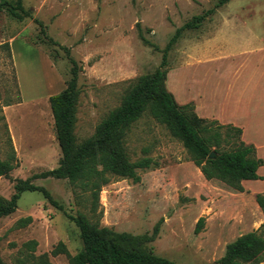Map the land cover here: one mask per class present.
Here are the masks:
<instances>
[{
	"label": "rangeland",
	"instance_id": "374dc122",
	"mask_svg": "<svg viewBox=\"0 0 264 264\" xmlns=\"http://www.w3.org/2000/svg\"><path fill=\"white\" fill-rule=\"evenodd\" d=\"M217 1L22 0L31 12L22 22L1 12L0 160L14 151L16 161L0 178V198L9 200L19 181L59 166L48 98L70 79L69 58L79 67L74 134L80 143L120 105L137 78L159 67L175 31ZM15 38L10 50L5 44ZM257 39L264 40V0H230L198 28L181 33L167 56V79L173 82L171 87L166 81L167 89L179 105L192 103L199 117L227 125L221 120H233L237 110L234 101L222 103L223 93L246 85L251 66L243 67L244 60L252 61L248 51ZM125 148L131 162L149 158L158 167L138 170V183L111 177L99 194L102 227L148 239V251L175 264H218L227 244L264 223L254 196L205 180L182 144L151 117L132 125ZM30 184L45 189L61 209L40 192L22 193L16 211L0 218L5 264H17L29 241L37 242L35 256L50 254L58 243L70 255L82 247L70 217L86 213L90 193L77 189L76 199L67 180L52 177ZM28 217V223L18 224ZM201 217L203 228L195 234ZM49 262L67 264V258L49 255Z\"/></svg>",
	"mask_w": 264,
	"mask_h": 264
},
{
	"label": "trees",
	"instance_id": "16d2710c",
	"mask_svg": "<svg viewBox=\"0 0 264 264\" xmlns=\"http://www.w3.org/2000/svg\"><path fill=\"white\" fill-rule=\"evenodd\" d=\"M230 0H218L215 8L194 17L190 22L177 29L163 50L159 67L151 74L137 78L127 90L118 107L111 110L96 126L92 136L78 143L74 134L78 103L77 81L79 67L69 58L71 64L70 79L58 94L50 96L48 102L54 121V131L61 151L59 166L55 169L34 175L30 179L52 177L67 180L76 199L81 197L77 189L90 193L91 200L86 213L78 211L70 217L79 231L82 247L70 255L63 243H58L50 254L35 256L36 241L23 245L17 264H51L49 255H65L67 264H175L148 251L144 243L146 238L127 233H116L102 227V210L99 194L109 184L111 177L140 181L138 170L158 167L149 158L131 162L126 154L125 140L134 123L144 115L163 125L169 134L178 140L187 151L192 163L200 170L207 181H218L237 193H244L242 181L257 180L258 168L262 160L256 156L255 148L241 139L242 130L232 125H220L199 117L192 103L179 105L173 94L167 89L169 51L176 44L184 30L198 28L207 16L214 13ZM24 21L31 18V12L23 8L22 0H0V13ZM41 26V23L35 20ZM6 47H9L5 44ZM12 146V145H11ZM213 153L214 157L209 158ZM13 153L6 161L0 160V178L7 177L14 169ZM30 179L19 181L15 185V194L9 199L0 198V218L10 216L17 209L22 193L40 192L44 198L61 209L52 200L49 193L30 184ZM255 202L264 215V193L255 195ZM78 204L79 200H78ZM31 218L19 220V225L28 223ZM204 224L201 217L195 226L198 234ZM159 225V224H158ZM158 227V226H157ZM264 223L256 231L243 234L226 245L224 255L218 264H260L264 262ZM157 232V229L155 230ZM0 264H5L0 257Z\"/></svg>",
	"mask_w": 264,
	"mask_h": 264
},
{
	"label": "crops",
	"instance_id": "0c3cea01",
	"mask_svg": "<svg viewBox=\"0 0 264 264\" xmlns=\"http://www.w3.org/2000/svg\"><path fill=\"white\" fill-rule=\"evenodd\" d=\"M17 40L19 38L10 42V50ZM253 46L248 51L249 57L254 56L252 61L244 60L243 65L245 68L248 65L251 66V71L246 73V85L238 88L228 87L223 93V104L228 105L233 101L236 104L235 118L231 121L221 120V122L240 128L242 141L247 145H252L255 148L256 156L262 160V165L257 170L259 179L242 181L241 183L244 193H250L255 199V195L264 193V189L257 191L258 184L264 185V40H255ZM238 75L234 76L235 79H238ZM167 82L169 86L173 87V82L168 81V79ZM262 216L264 217L263 213Z\"/></svg>",
	"mask_w": 264,
	"mask_h": 264
},
{
	"label": "water",
	"instance_id": "95a60500",
	"mask_svg": "<svg viewBox=\"0 0 264 264\" xmlns=\"http://www.w3.org/2000/svg\"><path fill=\"white\" fill-rule=\"evenodd\" d=\"M213 157H214V154L211 153V154L209 155V158L211 159V158H213Z\"/></svg>",
	"mask_w": 264,
	"mask_h": 264
}]
</instances>
